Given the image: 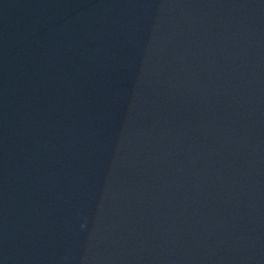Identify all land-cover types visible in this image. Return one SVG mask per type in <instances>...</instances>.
Masks as SVG:
<instances>
[{"label": "water", "instance_id": "water-1", "mask_svg": "<svg viewBox=\"0 0 264 264\" xmlns=\"http://www.w3.org/2000/svg\"><path fill=\"white\" fill-rule=\"evenodd\" d=\"M0 264H264V0H0Z\"/></svg>", "mask_w": 264, "mask_h": 264}]
</instances>
